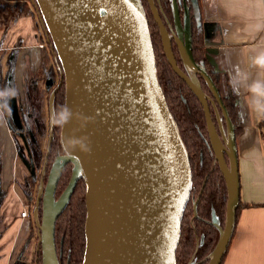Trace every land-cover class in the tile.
<instances>
[{
    "label": "water",
    "instance_id": "water-1",
    "mask_svg": "<svg viewBox=\"0 0 264 264\" xmlns=\"http://www.w3.org/2000/svg\"><path fill=\"white\" fill-rule=\"evenodd\" d=\"M31 1L49 35L64 81L60 130L64 154L51 165L47 184L41 182L32 217L41 264H60L55 222L80 179L85 184L86 209L81 264H176L191 169L158 82L140 0ZM202 26L207 59L216 69L211 51L224 44L222 29L209 20ZM216 35L219 41H207ZM164 51L208 116L206 96L195 75L189 73L187 78L177 69L166 42ZM182 60L188 69L191 55L182 54ZM203 77L217 98L213 82L205 73ZM208 131L214 133L209 119ZM228 148V166L219 152L227 192L224 225L214 223L218 236L213 248L202 260L191 259L187 264H221L232 240L240 185L234 141ZM68 164V185L54 200L57 181Z\"/></svg>",
    "mask_w": 264,
    "mask_h": 264
},
{
    "label": "flooded vegetation",
    "instance_id": "flooded-vegetation-1",
    "mask_svg": "<svg viewBox=\"0 0 264 264\" xmlns=\"http://www.w3.org/2000/svg\"><path fill=\"white\" fill-rule=\"evenodd\" d=\"M140 3L147 21L159 85L163 74L160 70L163 67H167L182 83L184 91L179 93V98L188 115L190 112V121L206 150L205 162L202 163L203 148H200L198 165L209 173L218 171L216 183H210L203 199L200 200L208 173L204 176L198 193L196 194L195 189V194L191 195L190 191V223L194 225L193 220L199 219L217 230L218 225H224L227 201L219 152L228 166V144L234 141L238 159V141L244 126L236 91L219 59L220 46H213L211 51L212 58L217 62L216 69L208 62L201 0H196L200 18L196 16L193 0H140ZM207 41L213 43L219 41V38L216 35ZM165 42L177 69L187 78L190 73L198 80L201 91L206 96L208 116L200 100L167 60ZM182 54L192 57L188 69L182 60ZM203 73L213 82L218 91L217 98L206 84ZM160 88L162 90L161 85ZM58 96L60 99L57 104ZM168 101L170 103L169 99ZM165 102L167 104L166 99ZM170 107L173 105L170 104ZM63 113V74L49 35L42 26L38 9L31 0H0V264H41L40 252L36 250L38 239L32 221L33 210L41 182L43 185L47 184L51 165L58 156L64 154L60 144ZM208 119L214 133L208 131ZM67 166L70 164L62 172ZM59 179L54 200H58L67 187L58 194ZM42 195L39 206H42ZM199 200L205 207L203 214H207L209 210L208 218L198 216L196 207ZM30 221L35 230L34 244L30 236L31 230L26 232L25 229L23 232L22 223L25 222L26 225ZM19 232L21 240L17 243ZM203 241V235L199 236L188 261H200L195 259V250ZM56 252L59 257L60 250L57 251V246Z\"/></svg>",
    "mask_w": 264,
    "mask_h": 264
},
{
    "label": "crops",
    "instance_id": "crops-1",
    "mask_svg": "<svg viewBox=\"0 0 264 264\" xmlns=\"http://www.w3.org/2000/svg\"><path fill=\"white\" fill-rule=\"evenodd\" d=\"M201 4L204 19L222 29L220 61L244 119L238 174L240 202L246 207L236 218L223 264H264V155L255 141L256 148L244 144L259 138L257 123L264 118V0H201Z\"/></svg>",
    "mask_w": 264,
    "mask_h": 264
},
{
    "label": "trees",
    "instance_id": "trees-1",
    "mask_svg": "<svg viewBox=\"0 0 264 264\" xmlns=\"http://www.w3.org/2000/svg\"><path fill=\"white\" fill-rule=\"evenodd\" d=\"M160 73H163L160 77V85L163 90L164 98L167 101V104L170 107V104L173 107H170L171 115L178 127L179 135L181 140L186 148L187 154L190 159V166L192 172V189L191 195L196 191L198 193L204 176L208 173L205 186L203 188L201 199L206 195V192L209 188L210 183L213 184V181L216 183L218 171L214 173H209L208 171H203L202 167L198 165L199 163V150L203 148L202 151V163L205 162V148L204 142L197 134L196 129L190 121V112L189 115L185 110V105L182 104V101L179 98V93H183L184 88L182 83L177 80V78L172 75L167 67H163L160 70ZM60 97H57V104ZM170 100V103L168 101ZM190 99H193L190 96ZM194 101V100H193ZM195 102V101H194ZM257 128L259 130V135L262 140H264V120H259L257 123ZM71 176V168L67 166L66 169L62 172V175L58 182V191L62 192L67 186ZM214 185V184H213ZM57 194V195H58ZM195 194V193H194ZM85 184L84 180L80 179L77 181L74 192L63 210V212L58 216L55 222L54 238L55 244L57 246V251L60 250V263L61 264H81L83 253H84V223L86 216L85 209ZM199 202L197 203L196 212L199 217L206 216L208 218L209 210L207 214L205 213V207H203ZM264 206V204H262ZM246 205L240 202V206L237 210V216L240 215V212ZM204 208V209H203ZM192 217V208L191 202L189 201L185 207L182 220H181V232L179 242L176 248L175 257L177 264H185L186 261L190 258L193 253L195 244L199 236L203 235L204 241L203 244L199 246L195 251V259H203L209 251L213 248L217 240V230L213 226H208L199 219H194V225L190 223V218ZM61 240V244H60ZM230 245V244H229ZM59 246L60 249H59ZM229 249V247H228ZM227 249V252H228ZM227 253L222 259L221 264H223ZM68 257V261H67Z\"/></svg>",
    "mask_w": 264,
    "mask_h": 264
},
{
    "label": "rangeland",
    "instance_id": "rangeland-1",
    "mask_svg": "<svg viewBox=\"0 0 264 264\" xmlns=\"http://www.w3.org/2000/svg\"><path fill=\"white\" fill-rule=\"evenodd\" d=\"M253 93H254V91L252 92V94H251V96H253ZM256 111L257 112H259V110L258 109H256ZM263 120H264V118H263ZM250 140H247V141H244V144H247L249 147H254V148H256L255 146H256V144L254 145L253 144V142L255 141L257 144H259L258 145V147L260 148V151H262L263 153V155H264V140H262L261 139V137H260V135H259V138H257V137H255V138H249ZM244 146V145H243ZM238 151H239V141H238ZM237 151V152H238ZM248 152V150L246 151V153ZM238 154H239V152H238ZM32 224H31V221L30 222H27L26 223V225H25V223H24V225H23V232H25V229H26V232L27 231H29V230H31V232H30V236L33 238V244H34V240L36 239V237H35V230L34 229H32ZM22 230V229H21ZM22 232V233H23ZM20 235V232L18 233V240H17V243H19V241L21 240V237L19 236ZM23 235H24V233H23Z\"/></svg>",
    "mask_w": 264,
    "mask_h": 264
}]
</instances>
